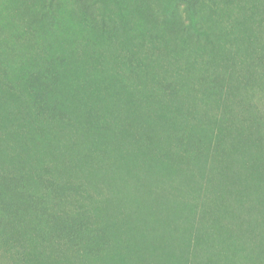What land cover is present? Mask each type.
Instances as JSON below:
<instances>
[{"label":"rangeland","instance_id":"1","mask_svg":"<svg viewBox=\"0 0 264 264\" xmlns=\"http://www.w3.org/2000/svg\"><path fill=\"white\" fill-rule=\"evenodd\" d=\"M0 177V264H264V0H0Z\"/></svg>","mask_w":264,"mask_h":264},{"label":"trees","instance_id":"2","mask_svg":"<svg viewBox=\"0 0 264 264\" xmlns=\"http://www.w3.org/2000/svg\"><path fill=\"white\" fill-rule=\"evenodd\" d=\"M0 178L3 179L2 177ZM60 216L61 215L58 214L53 217L55 218V226H53V222L47 223V237L45 238L51 242L55 241L57 243L65 244L75 252L80 253L75 261L67 260L61 264H108L113 261V257H110L106 253V249L102 247V243H94V241H99L103 238V236H97V230L95 231V235L90 238L87 243L80 233L90 225L96 228L95 224H86L84 226L73 228L72 223L64 222ZM117 243L118 241L114 242V244ZM158 264H162L161 261H159Z\"/></svg>","mask_w":264,"mask_h":264}]
</instances>
